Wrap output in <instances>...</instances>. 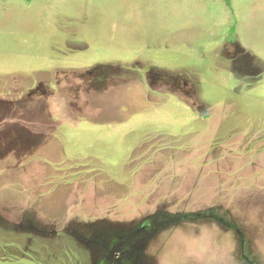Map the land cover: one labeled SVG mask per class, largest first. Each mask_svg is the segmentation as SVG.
Returning a JSON list of instances; mask_svg holds the SVG:
<instances>
[{
    "label": "rangeland",
    "instance_id": "374dc122",
    "mask_svg": "<svg viewBox=\"0 0 264 264\" xmlns=\"http://www.w3.org/2000/svg\"><path fill=\"white\" fill-rule=\"evenodd\" d=\"M232 4L0 0V264H264V51Z\"/></svg>",
    "mask_w": 264,
    "mask_h": 264
},
{
    "label": "crops",
    "instance_id": "0c3cea01",
    "mask_svg": "<svg viewBox=\"0 0 264 264\" xmlns=\"http://www.w3.org/2000/svg\"><path fill=\"white\" fill-rule=\"evenodd\" d=\"M233 2L232 7L239 14V21L249 22L251 28H249V39L251 40L252 48L255 47L257 53H263L264 48H261V44L258 43V38L264 41V0H231ZM259 26V27H258ZM263 29L261 32H259ZM262 56V54H261ZM261 58V57H260Z\"/></svg>",
    "mask_w": 264,
    "mask_h": 264
},
{
    "label": "trees",
    "instance_id": "16d2710c",
    "mask_svg": "<svg viewBox=\"0 0 264 264\" xmlns=\"http://www.w3.org/2000/svg\"><path fill=\"white\" fill-rule=\"evenodd\" d=\"M31 1V0H28ZM227 3V6L231 7V0H224Z\"/></svg>",
    "mask_w": 264,
    "mask_h": 264
}]
</instances>
